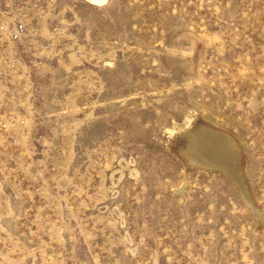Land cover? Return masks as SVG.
<instances>
[{"label":"rangeland","instance_id":"obj_1","mask_svg":"<svg viewBox=\"0 0 264 264\" xmlns=\"http://www.w3.org/2000/svg\"><path fill=\"white\" fill-rule=\"evenodd\" d=\"M0 264H264V0H0Z\"/></svg>","mask_w":264,"mask_h":264},{"label":"bare ground","instance_id":"obj_2","mask_svg":"<svg viewBox=\"0 0 264 264\" xmlns=\"http://www.w3.org/2000/svg\"><path fill=\"white\" fill-rule=\"evenodd\" d=\"M90 1L102 2L105 0ZM189 121L187 120V125H189ZM180 137L181 139H178V145L182 148V152L191 154L193 148L197 154V165H204L205 167L207 166L225 172L227 175L230 176V178L237 184L240 189L244 190V170L242 165L243 155L241 151V146L234 138L227 136L223 132H218L217 130L213 129V127H194V125L193 127H185V129L180 132ZM176 151H178V149ZM194 159L190 160L194 161Z\"/></svg>","mask_w":264,"mask_h":264}]
</instances>
